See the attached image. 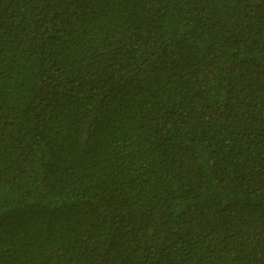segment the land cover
Instances as JSON below:
<instances>
[{
  "label": "trees",
  "instance_id": "16d2710c",
  "mask_svg": "<svg viewBox=\"0 0 264 264\" xmlns=\"http://www.w3.org/2000/svg\"><path fill=\"white\" fill-rule=\"evenodd\" d=\"M0 264H264V0H0Z\"/></svg>",
  "mask_w": 264,
  "mask_h": 264
}]
</instances>
